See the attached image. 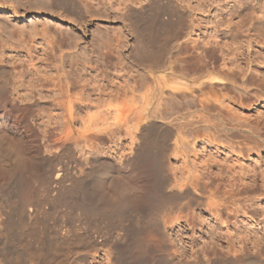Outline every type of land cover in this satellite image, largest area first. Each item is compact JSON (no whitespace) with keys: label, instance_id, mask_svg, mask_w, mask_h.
I'll list each match as a JSON object with an SVG mask.
<instances>
[{"label":"rangeland","instance_id":"1","mask_svg":"<svg viewBox=\"0 0 264 264\" xmlns=\"http://www.w3.org/2000/svg\"><path fill=\"white\" fill-rule=\"evenodd\" d=\"M58 2L0 0V57L22 71L21 98L0 103V264H229L235 247L264 250V143L241 131L264 137V0ZM226 64L248 80L213 83ZM182 183L202 198L174 195L189 203L160 224L161 190Z\"/></svg>","mask_w":264,"mask_h":264},{"label":"bare ground","instance_id":"2","mask_svg":"<svg viewBox=\"0 0 264 264\" xmlns=\"http://www.w3.org/2000/svg\"><path fill=\"white\" fill-rule=\"evenodd\" d=\"M59 2L58 3H62L63 2V0L62 1H60V0H58ZM65 2V1H64ZM63 2V3H64ZM259 10V9H258ZM255 11V10H254ZM259 12V11H258ZM254 13V12H253ZM241 20H240V22H243V20H242V18H240ZM245 21V20H244ZM246 21H247V19H246ZM248 23V22H247ZM245 24V23H244ZM238 26V25H237ZM243 26V25H242ZM239 27V26H238ZM0 28H1V26H0ZM15 29V30H14ZM13 29V31L11 30V32L10 33H12L11 34V36L12 37H16L17 38V40L19 41V42H25V41H27L26 39H25V36H26V30H23V29H21L20 27H17L16 26V28H14ZM37 29V28H36ZM38 32H45V34L48 32L49 33V31H48V28H47V26H44L43 28H42V31H39V30H35V31H29L28 32V34H29V36H28V38L30 37V39L32 40L33 38H34V40H35V37L38 35ZM35 37H34V36ZM43 35V34H42ZM23 37V38H22ZM38 38V37H37ZM22 39V40H21ZM147 39V38H146ZM148 39H149V37H148ZM147 39V40H148ZM0 40H4V39H1L0 38ZM6 41H8L9 39L7 38V39H5ZM146 40V41H147ZM151 41H153L152 39H150ZM151 41H149V42H151ZM50 42V41H49ZM2 46H5V45H2ZM10 46V45H9ZM50 48H51V46H50ZM54 46L51 48L52 50H54ZM55 54V53H54ZM53 54V55H54ZM2 56L0 57V103H1V100L3 99H7V98H10V99H12V100H16V98H21V92H20V85L18 86V82H17V80L20 78V76L22 75V71H20V70H17V66H18V62H16L17 60H14V61H11V57H4V53H2L1 54ZM61 57H63L62 55H61ZM229 60V59H228ZM233 60V59H232ZM228 62V61H227ZM238 64L240 63V62H237ZM11 64H13V65H11ZM232 65V64H231ZM230 65V66H231ZM237 65V64H236ZM33 66V65H32ZM35 66V65H34ZM223 66H224V64H223ZM222 66V67H223ZM230 66H229V68H230ZM238 66V65H237ZM240 66V65H239ZM225 67H227V64H226V66ZM232 67V66H231ZM248 67V66H247ZM202 67H200V69H201ZM228 68V67H227ZM225 69V70H227L226 72H228V71H230V72H228V73H226V72H224L222 69H221V71H220V73L223 75V76H225V75H229L228 77L226 76V78H224L222 75V77H220V76H214V74H213V77L210 79V80H213L212 82L213 83H218V84H225L226 83V81H227V79L228 78H230V76H232V74H234V73H236V71H239V70H233V69H231L230 68V70H229V68L228 69ZM240 68V67H239ZM238 68V69H239ZM246 68V67H245ZM35 69H37L36 67H35ZM22 70V69H21ZM206 70H208V69H206ZM231 70H233V71H231ZM37 71V70H36ZM242 71V72H241ZM243 71H244V73H246L245 71L246 70H240L239 72H241L242 73V75H244L245 76V74L243 73ZM248 71V70H247ZM250 71V70H249ZM211 73V72H210ZM241 73H239L238 75H240ZM3 74H4V76H3ZM39 74V73H38ZM2 75V76H1ZM235 76L237 75V74H234ZM251 75V74H250ZM250 75H249V77H250ZM210 76H212V75H210ZM209 76V77H210ZM234 76V77H235ZM244 76H241V77H243V79L246 77H244ZM248 77V76H247ZM246 77V79L248 80V78ZM199 78V77H198ZM239 78V77H238ZM21 79V78H20ZM45 79V78H44ZM236 79V78H235ZM234 79V80H235ZM233 80V81H234ZM238 80V79H237ZM237 80H236V82H237ZM240 80V79H239ZM19 81V80H18ZM23 81V80H22ZM230 81V80H229ZM243 82V81H242ZM244 83V82H243ZM227 84V83H226ZM247 88V87H246ZM193 92V91H192ZM192 92H191V94H192ZM244 92V91H243ZM246 92H248V91H246ZM23 94V93H22ZM189 94V93H188ZM183 95L184 96H188L187 95V93L186 92H184L183 93ZM217 98V97H216ZM219 99V98H218ZM3 100H2V102H3ZM216 100V99H215ZM217 101V100H216ZM218 101H220V100H218ZM211 102V101H210ZM41 103V101L39 100V99H35L34 100V102H33V104L32 105H38V104H40ZM214 104H215V102H214ZM207 105V104H206ZM210 105V104H209ZM0 106H1V104H0ZM201 107H202V105H201ZM204 107H205V105H204ZM211 107V106H210ZM186 109H188V107H186ZM188 111H189V109H188ZM187 114V113H186ZM211 117V116H210ZM234 117V116H233ZM241 117V116H240ZM240 117H238V118H240ZM237 118V119H238ZM202 120V119H201ZM236 120V119H235ZM239 120V119H238ZM240 120H241V118H240ZM264 120V119H263ZM226 121H228V120H226ZM230 121V120H229ZM207 122V121H206ZM236 122V121H235ZM237 123H239V122H237ZM241 123V122H240ZM262 123H263V121H262ZM220 124V123H219ZM222 124V123H221ZM228 124V123H227ZM231 124V123H230ZM229 124V125H230ZM233 124V123H232ZM236 124V123H235ZM243 124V123H242ZM245 124V123H244ZM252 124V123H251ZM260 124H261V122H260ZM228 125V126H229ZM241 125V124H240ZM247 125H250V123L249 124H247ZM254 125V124H253ZM257 125V124H256ZM263 125H264V123H263ZM232 126V125H231ZM245 126V125H244ZM261 126V125H260ZM151 127V126H150ZM156 127V126H155ZM233 127H236V126H233ZM232 127V128H233ZM246 127V129L244 128V127H241V131H242V128L244 129L243 130V133H245L246 135L244 136V135H242V136H244V137H242V139H243V141H247V140H252V142H253V139L254 138H257L256 140H258V139H260V140H262V143H264V137L262 136V134H261V132L259 131L260 130V127H258V125L257 126H255L254 125V127L252 126V127H248L247 128V126H245ZM154 128V127H153ZM240 127L239 126H237L235 129H239ZM262 128V127H261ZM260 132V133H259ZM240 133H242V132H240ZM264 133V132H263ZM238 137V136H237ZM154 139V138H153ZM161 142V141H160ZM242 142V141H241ZM248 142H250V141H248ZM258 142V141H257ZM155 143V142H154ZM244 143V142H243ZM246 143V142H245ZM255 143V142H254ZM162 144V143H161ZM256 145H257V143H255ZM260 144V143H259ZM258 144V145H259ZM152 145H153V143H152ZM151 145V146H152ZM157 145V144H156ZM241 145V144H240ZM243 145H246V144H243ZM262 145V144H261ZM144 146V145H143ZM155 146V145H154ZM242 146V145H241ZM247 146V145H246ZM140 147V146H139ZM153 147V146H152ZM253 147V146H252ZM143 148V147H142ZM154 149V151L152 150V152H155V147H153ZM159 148V147H158ZM158 148H156L157 150H158ZM242 148L245 150V149H247V148H244V146H242ZM250 148V147H249ZM248 148V149H249ZM254 148V147H253ZM146 149H148L147 147H146ZM146 149H144V150H146ZM150 149V148H149ZM149 149H148V151H149ZM141 150V149H140ZM139 150V154L141 153V151ZM143 149H142V151L143 152H145L144 154L146 155L147 154V151H144ZM161 149H159V151H160ZM251 150V149H250ZM142 152V153H143ZM150 152H151V150H150ZM150 152L148 153V155L150 154ZM151 152V153H152ZM153 155H154V153H152ZM152 154H150L151 156H152ZM160 154V153H159ZM2 155V140H1V138H0V156ZM147 155V156H148ZM140 156V155H139ZM158 157V156H157ZM163 157V156H162ZM159 158H160V156H159ZM161 159V158H160ZM153 160V159H152ZM151 160V161H152ZM153 161H155V158H154V160ZM161 161V160H160ZM159 161V159H157L156 158V161L154 162V167L153 168H151V169H154L155 168V173H154V175L156 176V175H158V183L161 185V188H162V185L165 183V180L167 181V178L165 179V177L166 176H163V173L161 172L160 173V171H161V168H162V166H161V164H162V162H160ZM164 166V165H163ZM164 170V169H163ZM162 170V171H163ZM262 171V170H261ZM260 171V172H261ZM165 174V173H164ZM256 174V173H255ZM255 174H253V175H255ZM263 174V182H264V173H262ZM257 175V174H256ZM258 176V175H257ZM253 177V176H252ZM155 179V178H154ZM156 180V179H155ZM255 180V179H254ZM240 181V180H239ZM246 181V179L244 180H242V184H244L245 183V185H246V183H248V182H245ZM256 182H257V180H256ZM262 182V183H263ZM261 183V184H262ZM187 184V183H186ZM184 185V183H182V184H180V190H177V189H173L172 188V190H169V191H167L168 189H164V190H161L162 191V194H163V198H164V202L160 205V206H158V207H155V209H154V217L157 219V220H159L160 222V224L161 223H163V222H167V220L169 219V218H167L170 214H173L175 211H176V209H178V208H180V207H184L185 205H187L189 202H187V203H184V202H174L175 200H173L174 198H173V196L174 195H182V194H184V193H186V194H189V193H192L194 196H195V198H202L201 196H199V194L197 193V192H193V190L191 189V186L190 185ZM249 184V183H248ZM251 184V183H250ZM257 184V183H256ZM165 185H166V183H165ZM240 185H241V183H240ZM158 186V185H157ZM242 186V185H241ZM244 186V185H243ZM251 186H253V185H251ZM250 186V187H251ZM259 186V185H258ZM159 187L160 186H158V189H159ZM239 187V186H238ZM249 187V188H250ZM160 188V189H161ZM194 188V187H193ZM245 188V187H244ZM263 188V187H262ZM159 189V190H160ZM195 189V188H194ZM247 189V188H246ZM257 189V188H256ZM238 190H239V188H238ZM241 190V189H240ZM242 191V190H241ZM173 201V202H172ZM235 203V202H234ZM233 205V204H232ZM220 206V205H219ZM224 206V205H223ZM226 207H227V204H226ZM146 209H153V208H149V207H147ZM28 210H30L31 212H34L35 211V207H30ZM234 210V209H233ZM35 213V212H34ZM36 213H37V211H36ZM152 217H153V215H152ZM170 217V216H169ZM154 218V219H155ZM167 219V220H166ZM139 237V236H138ZM158 237V236H157ZM159 238V237H158ZM140 240V239H139ZM141 241V240H140ZM144 241V239L141 241V242H143ZM235 248H237V247H235ZM233 249L232 251H230V253H229V255H227V259L226 260H228V263L230 264H238V263H246V264H264V250L263 249H261V248H259L258 247V244H255L254 246H252V248L250 249V247H244L243 249H239L238 250V248L237 249ZM255 248V249H254ZM228 251V252H229ZM239 251V253L240 254H236L237 252ZM168 256V261H170V263H171V261L173 260V261H176V260H178L177 258L178 257H176L175 255H173V254H168L167 255ZM199 259L201 258V257H198ZM218 259V258H217ZM166 260V261H167ZM199 261V260H198ZM216 262L218 261V260H215ZM177 262V261H176ZM203 262V261H202ZM205 262V261H204ZM192 263H194V262H192Z\"/></svg>","mask_w":264,"mask_h":264}]
</instances>
